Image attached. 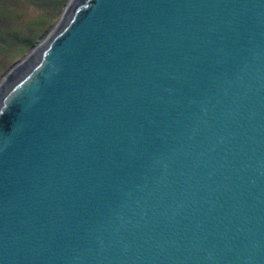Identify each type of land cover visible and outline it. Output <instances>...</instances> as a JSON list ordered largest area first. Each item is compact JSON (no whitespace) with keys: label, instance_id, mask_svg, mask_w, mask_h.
Segmentation results:
<instances>
[{"label":"water","instance_id":"95a60500","mask_svg":"<svg viewBox=\"0 0 264 264\" xmlns=\"http://www.w3.org/2000/svg\"><path fill=\"white\" fill-rule=\"evenodd\" d=\"M0 264H264V0H68L0 83Z\"/></svg>","mask_w":264,"mask_h":264},{"label":"rangeland","instance_id":"374dc122","mask_svg":"<svg viewBox=\"0 0 264 264\" xmlns=\"http://www.w3.org/2000/svg\"><path fill=\"white\" fill-rule=\"evenodd\" d=\"M66 4L56 16V10L52 7L36 6L29 0H0V83L13 67L49 35L61 18ZM43 14H47L49 20L37 26L42 22ZM26 38L31 39L28 45V39L14 45L16 41Z\"/></svg>","mask_w":264,"mask_h":264},{"label":"trees","instance_id":"16d2710c","mask_svg":"<svg viewBox=\"0 0 264 264\" xmlns=\"http://www.w3.org/2000/svg\"><path fill=\"white\" fill-rule=\"evenodd\" d=\"M29 2L31 4H35L36 6L38 5L40 7L41 6L52 7V9L56 10V14L55 15L57 16L61 12V8L64 7V5L67 3V0H59V1H57V0H29ZM41 19H42L41 20L42 22H40L37 26H39V25H41V23H43V22L45 23V22H47L49 20V18H47V14H46V16L44 15L43 17H41ZM27 39H28V43H27V45H28L31 42L30 38H26V39H24L22 41H18V42L16 41V43H14V45H17V43L23 42V41H25ZM27 45H26V47H27Z\"/></svg>","mask_w":264,"mask_h":264}]
</instances>
